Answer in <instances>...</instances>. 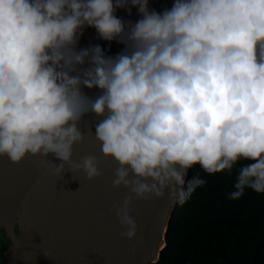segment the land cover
<instances>
[{
	"label": "clouds",
	"instance_id": "clouds-1",
	"mask_svg": "<svg viewBox=\"0 0 264 264\" xmlns=\"http://www.w3.org/2000/svg\"><path fill=\"white\" fill-rule=\"evenodd\" d=\"M133 7L135 22L116 15ZM88 27L124 48H80ZM85 120L102 155L76 160ZM29 155L88 180L113 159V186L129 190L114 206L127 239L139 228L134 200L185 204L207 184L189 178L196 165L235 170L230 200L264 194V0H173L163 11L150 0H0V156Z\"/></svg>",
	"mask_w": 264,
	"mask_h": 264
},
{
	"label": "water",
	"instance_id": "water-1",
	"mask_svg": "<svg viewBox=\"0 0 264 264\" xmlns=\"http://www.w3.org/2000/svg\"><path fill=\"white\" fill-rule=\"evenodd\" d=\"M173 0H150V7L163 11ZM117 16L135 22L140 18L133 7L131 14L118 9ZM101 45L107 55L119 53L124 45L98 37L88 27L79 47ZM90 96L99 89H85ZM85 119L93 120L94 114ZM85 140L74 146V159L96 154L99 143L88 133L90 123L81 122ZM54 163L60 161L54 157ZM41 156H27L13 163L0 156V264H153L167 246L170 221L178 202L167 199H136L131 213L139 226L133 239L121 237L124 231L114 206L123 204L129 190L114 187L111 158L101 160L102 175L92 180L81 172L53 174ZM190 172V171H189ZM78 189V190H77ZM70 190V191H67Z\"/></svg>",
	"mask_w": 264,
	"mask_h": 264
},
{
	"label": "trees",
	"instance_id": "trees-1",
	"mask_svg": "<svg viewBox=\"0 0 264 264\" xmlns=\"http://www.w3.org/2000/svg\"><path fill=\"white\" fill-rule=\"evenodd\" d=\"M197 173L207 184L178 205L167 246L153 264H264V194L246 189L230 200L235 170L209 175L196 165L189 178Z\"/></svg>",
	"mask_w": 264,
	"mask_h": 264
}]
</instances>
